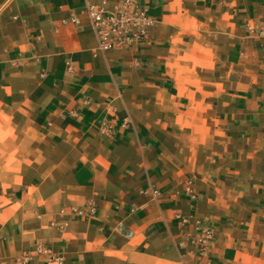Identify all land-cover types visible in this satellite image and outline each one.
<instances>
[{
	"label": "crops",
	"instance_id": "crops-1",
	"mask_svg": "<svg viewBox=\"0 0 264 264\" xmlns=\"http://www.w3.org/2000/svg\"><path fill=\"white\" fill-rule=\"evenodd\" d=\"M140 3L0 0V264H264V0Z\"/></svg>",
	"mask_w": 264,
	"mask_h": 264
},
{
	"label": "built area",
	"instance_id": "built-area-1",
	"mask_svg": "<svg viewBox=\"0 0 264 264\" xmlns=\"http://www.w3.org/2000/svg\"><path fill=\"white\" fill-rule=\"evenodd\" d=\"M84 13L96 36L97 49L102 53L114 46L144 41L148 29L153 24L140 0H122L115 11H108L103 4L84 0ZM73 21L79 22L76 19ZM37 250L47 254L49 262H60L61 258H53L44 246L38 245ZM16 261L19 264H30L28 256Z\"/></svg>",
	"mask_w": 264,
	"mask_h": 264
}]
</instances>
